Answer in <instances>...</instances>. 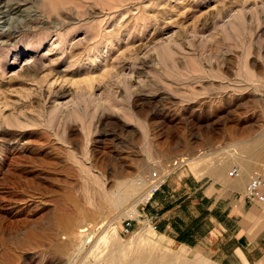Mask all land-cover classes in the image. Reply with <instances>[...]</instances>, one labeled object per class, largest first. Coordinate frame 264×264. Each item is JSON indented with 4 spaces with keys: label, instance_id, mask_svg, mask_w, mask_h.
Returning <instances> with one entry per match:
<instances>
[{
    "label": "rangeland",
    "instance_id": "374dc122",
    "mask_svg": "<svg viewBox=\"0 0 264 264\" xmlns=\"http://www.w3.org/2000/svg\"><path fill=\"white\" fill-rule=\"evenodd\" d=\"M263 136L264 0H0V264H217L123 221Z\"/></svg>",
    "mask_w": 264,
    "mask_h": 264
},
{
    "label": "crops",
    "instance_id": "0c3cea01",
    "mask_svg": "<svg viewBox=\"0 0 264 264\" xmlns=\"http://www.w3.org/2000/svg\"><path fill=\"white\" fill-rule=\"evenodd\" d=\"M142 214L167 241L217 264H260L264 258V206L246 198L237 177L169 174Z\"/></svg>",
    "mask_w": 264,
    "mask_h": 264
},
{
    "label": "bare ground",
    "instance_id": "6f19581e",
    "mask_svg": "<svg viewBox=\"0 0 264 264\" xmlns=\"http://www.w3.org/2000/svg\"><path fill=\"white\" fill-rule=\"evenodd\" d=\"M18 5L15 7V9L20 10L21 5L17 3ZM14 7V6H13ZM250 73V72H249ZM251 78V77H250ZM190 159V157H189ZM239 160L241 162L242 168H241V174L237 178V182L239 183V187L245 188V184L247 183V180H249L250 177L253 175L260 173V161L264 160V136L260 138L253 146H248L245 149V155L239 157ZM230 159L228 157L219 158V163L215 165V172L219 176H226L229 177L227 173V167L229 166L228 162ZM85 165V164H83ZM80 166V165H79ZM87 166V165H85ZM87 169V167H85ZM85 169V170H86ZM90 171H93L92 168L88 169ZM88 172V171H86ZM88 174H90L88 172ZM94 178V177H92ZM88 179H91L88 178ZM95 182H98L97 178H94ZM90 186V185H89ZM90 188V187H89ZM138 189V186L134 181H128L121 183L119 186V192L116 194L117 197H114L113 202H115L116 205L123 204L126 202L129 198L133 196L135 193V190ZM151 190L149 189V192L146 196L150 195ZM107 195V194H105ZM140 199H143L140 197ZM260 204H264V202H259ZM60 222V221H59Z\"/></svg>",
    "mask_w": 264,
    "mask_h": 264
},
{
    "label": "built area",
    "instance_id": "2783aa9c",
    "mask_svg": "<svg viewBox=\"0 0 264 264\" xmlns=\"http://www.w3.org/2000/svg\"><path fill=\"white\" fill-rule=\"evenodd\" d=\"M241 174V168L239 166L233 167L231 171V176L239 177ZM152 176V175H151ZM165 177L161 174H153L152 183L150 185L151 193L146 199V203H149L153 200L155 194L162 188L165 183ZM245 196L249 201L252 202H264V177L261 174H255L246 183L245 187ZM145 206L142 207V210ZM139 215V214H138ZM139 217H145L141 212L139 216H134L132 214L129 218H126L123 221V233L130 234L134 229L135 222L138 221ZM153 229H157L155 223H151Z\"/></svg>",
    "mask_w": 264,
    "mask_h": 264
}]
</instances>
